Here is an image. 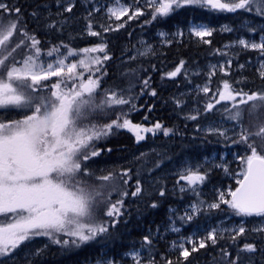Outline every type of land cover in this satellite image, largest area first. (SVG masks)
I'll list each match as a JSON object with an SVG mask.
<instances>
[{
    "label": "snow or ice",
    "instance_id": "obj_1",
    "mask_svg": "<svg viewBox=\"0 0 264 264\" xmlns=\"http://www.w3.org/2000/svg\"><path fill=\"white\" fill-rule=\"evenodd\" d=\"M55 3L58 9H62L57 11V16L72 13L76 6L73 0H55ZM113 4V7L107 9L109 18L121 20V17L127 16L131 20L145 14L139 6V0H133L132 5L113 0ZM144 7L151 10L152 21L168 18L186 7L218 13L244 12L264 18V0H145ZM43 12H47L45 20L52 15L46 3L37 5L30 15L39 22ZM92 14L89 11L85 19ZM126 23L122 21L116 28L111 25L101 27L105 32L117 31ZM46 27L55 29L57 23L51 21ZM222 30L231 32L233 29L224 25ZM215 31L203 24H194L189 29L190 34L204 44L212 43L205 38L211 37ZM248 31L255 32L256 28L249 26ZM260 31L264 33V28ZM87 34L101 36L100 32L93 30L91 22L87 24ZM167 35L160 33L162 37ZM174 35L183 36L184 33L178 30ZM164 42L170 44L172 41ZM237 43L244 49L256 50L264 56V35H261L259 43L246 39H239ZM40 45L41 41L36 34L28 31L24 23L22 8L0 0V111L7 113L17 110L23 113L20 119L0 114V264H5L6 259H14L21 246L35 237H48L52 243L64 249L79 248L108 234L110 227L115 226L117 218L122 215L124 198L129 195L125 186L131 179V169L96 175L88 162L101 154V150L96 147L97 141L113 134L114 129L132 132L137 143L146 138L142 133L155 135L162 132L166 137L175 134L173 129L160 122L144 127L128 119L123 106H129V112L136 107L131 84L127 89L110 88L104 89L102 93L98 91L101 78L107 72H102L100 67L93 71L92 66H102L112 58L108 54L106 41L78 50L63 42L47 50ZM61 48L65 51L62 52ZM216 51L220 52L219 49ZM93 53L103 55H91ZM149 54H153L151 45L140 53L142 56ZM220 54L227 55L226 52ZM44 57L50 59L45 60ZM70 57L79 59L66 63ZM129 59L135 60L136 57ZM185 63L180 60L175 69L165 73V76L175 78L181 74ZM228 64H231L230 60ZM78 67L87 70L90 75L85 79L83 72H77ZM257 71L260 79L264 80V62L260 63ZM95 72H101V76L93 78ZM131 74L134 75V70H131ZM209 75H215V66ZM53 77L57 79L53 81ZM149 80L147 78L142 81L144 89H141V94L148 88ZM222 84V90L216 89L213 102L205 104L204 112H212L221 101L233 102L231 108L224 109L228 112L227 118L234 121L238 128V138L232 139V143L245 145L249 154L240 158L244 167L236 174L240 177L236 179L238 187L234 190L229 188L227 192L219 191L212 202L197 200L190 205L191 212L186 211L180 217L183 221H191L194 215L204 211L205 205L209 211L222 210L221 206L226 205L236 216L264 218V89L244 91L242 88H234L227 80L222 81ZM197 87L205 94L211 91L207 84L202 88ZM150 94L156 96L157 92L153 89ZM175 103L179 107L182 101L176 99ZM117 109L119 111L115 119L110 122L100 124L92 120L93 116H108ZM148 110L151 111V108ZM245 113L250 118L247 125ZM199 114L197 111V114L186 118L197 120ZM208 131L219 136L226 135V131L220 128H209ZM144 156L141 153L136 159L141 160ZM159 166L158 161L155 167ZM218 167L228 172L226 166ZM209 176V171L203 170L201 166L189 165L178 173L176 183L180 192L191 191L199 197L200 186ZM182 181L185 183L181 184ZM142 192L140 180L137 179L135 189L130 194L137 197ZM113 193L120 198L113 201ZM159 196H165V191L160 190ZM151 207L157 208L158 204L153 202ZM104 217L111 219L106 220ZM170 230L180 232L174 226V221ZM248 231L264 237V225L249 230L243 223L231 229L212 228L199 239L193 236L182 237L170 245L178 252L176 260L162 257L163 264H188L192 253L216 246L220 240L225 239L226 233L235 243ZM152 244V238L144 236L141 247L148 246V255L145 257L141 251H130L126 255L131 258L132 264H159L152 255ZM259 250L256 242H245L233 257L226 248H221V262L240 264L241 253L252 254ZM42 252V249H37L35 255ZM98 264L117 262L107 260Z\"/></svg>",
    "mask_w": 264,
    "mask_h": 264
},
{
    "label": "trees",
    "instance_id": "obj_2",
    "mask_svg": "<svg viewBox=\"0 0 264 264\" xmlns=\"http://www.w3.org/2000/svg\"><path fill=\"white\" fill-rule=\"evenodd\" d=\"M112 0H73L75 7L72 13H64L57 16L58 9L55 0H6L10 4L20 6L23 12V20L30 32H34L41 41V48L47 50L53 45H59L61 42L69 45L73 49L92 47L102 41L107 42L108 54L112 57L105 61L100 67L101 71L107 72V75L101 78V87L99 92L104 89L115 88L127 89L132 85L131 94L135 96L133 103L135 110L128 111L129 106H123V110L128 113V119L134 124L138 123L144 127H151L155 122L162 123L165 127L174 130L175 134L164 136L162 132L155 135L151 133H142L146 136L143 141L136 142L135 136L127 129H114L113 134L107 138H102L96 142V147L101 150V154L88 162L89 166L96 175L107 173L108 171L120 172L124 169H131L129 175L131 179L125 187L129 195L124 198V206L121 209L122 215L117 219L114 227H110L109 233L98 237L96 240L82 245L79 248L63 249L60 245L52 243L49 238L40 241L33 239L26 242L19 249H29V254L21 258L20 253L15 254L14 259H6L5 264H85L89 261H95L101 256L120 257L122 253L137 247L143 243V237L149 235L153 244L151 252L159 262L163 264L162 257L176 260L178 252L173 250L171 242L181 234L169 232V218L172 214H179L188 205L202 200L201 196L196 197L188 191L180 192L177 175L171 174L170 168L185 158L196 163H200L203 170L209 171V179L200 186L201 192L208 196L211 188L218 187L224 181H229L224 177L222 168L218 167L217 162L208 160L214 152L228 151L226 161L229 171L237 162L233 160L232 153H237L240 157L246 156L248 150L243 144H234L232 139H237V135L229 140L221 138L216 133H205L202 128L209 122L224 116L226 111L215 109L212 112L205 113L204 107L208 102H213L212 97L217 88L222 90V81L227 80L236 89L244 91H257L264 89V80H261L258 74V67L252 64L253 60H263L264 56L256 50L239 49L227 55H221L224 45L234 42L239 37L248 38L249 36L258 37L264 35L261 33V25H264V18L254 17L252 14L237 13H218L202 8L186 7L180 9L165 19L151 20L150 9L143 7L144 15L129 20L124 17L121 20H114L104 14V7ZM50 5L52 15L45 20L47 12H43L39 22L35 20L30 13L37 5ZM94 4H99V11H93L92 16L87 14ZM56 21L55 29L46 27L47 23ZM122 21H127L123 28L117 31L105 32L101 25L105 27L111 25L116 28ZM146 21H151L146 23ZM64 22V23H63ZM91 22L93 30L101 33V36L94 37L86 34L87 24ZM192 23H201L208 27L216 29L211 37H206L212 41L211 44L202 43L198 37L190 34L189 27ZM223 25L231 27V32H225L221 29ZM249 26L256 28L255 32H249ZM183 31V36L174 35L177 31ZM163 31L168 35L164 40L157 37V33ZM151 41L156 49L150 56L135 60L128 59L129 54L139 39ZM171 40L170 44L164 41ZM219 49L220 52L216 50ZM64 52L65 49L61 48ZM99 55H103L100 53ZM231 61V67L228 74L217 73L212 78L211 91L208 94L200 96L197 99L196 108L189 110V104L192 103L190 96L182 95L185 90L199 84L201 78L192 76L190 71L203 68L211 62L221 61L223 59ZM180 60L186 63L175 78L169 79L165 73L173 71ZM240 65H244L243 68ZM134 70V75L131 74ZM128 73V75H126ZM90 73H86L87 78ZM101 76V72H95V77ZM150 78L149 86L144 89L142 81ZM239 82V83H237ZM157 92L156 96L150 94L151 90ZM218 98V97H217ZM179 99L182 104L178 107L175 100ZM231 101H221L222 105L232 106ZM220 105V104H219ZM151 108V111L148 109ZM115 110L108 116H93L92 120L97 123L110 122L115 119ZM199 111L197 120L187 119L189 115H195ZM18 114L13 111V117ZM8 117V114H6ZM20 116V115H19ZM148 117L147 120L144 117ZM249 117L245 113V125L249 122ZM111 149V151H108ZM147 151V152H146ZM145 153L141 160L136 158ZM159 167H155L157 162ZM239 163V162H238ZM241 166H244L243 163ZM137 179L140 180L143 192L137 197L131 196L134 191ZM182 184V183H181ZM235 186V185H234ZM164 190L165 196L160 197L159 191ZM119 195L113 193L111 199H119ZM200 198V199H199ZM215 200L214 195L207 201ZM156 202L157 208H152L151 204ZM205 211V209H204ZM189 222L190 226H197L201 222L199 217ZM230 212L233 214L232 210ZM251 220L256 217H247ZM109 220L111 218L104 217ZM246 229H253L254 224L247 222ZM225 235V239L220 240L216 246L200 249L192 253L188 264H222L221 248H226L234 257L236 252L245 242H256L260 249L256 253H241L240 264H264V237L261 234L248 231L244 237L237 239L233 243ZM67 239V238H65ZM37 249H42L40 255H35Z\"/></svg>",
    "mask_w": 264,
    "mask_h": 264
},
{
    "label": "rangeland",
    "instance_id": "obj_3",
    "mask_svg": "<svg viewBox=\"0 0 264 264\" xmlns=\"http://www.w3.org/2000/svg\"><path fill=\"white\" fill-rule=\"evenodd\" d=\"M121 3H124L126 5H132L133 4V0H121ZM141 5H143V6L145 5V0H139V6H141ZM48 6L50 7V5H48ZM113 6H114V4H113V0H112L108 5H106L104 7V14L108 15L107 9L109 7H113ZM141 8H143V7H141ZM95 9H100L99 4H94V6H92L90 8V10L92 12L95 11ZM124 17H127V16H124ZM124 17H121V19L124 18ZM111 18L116 20L115 17H111ZM194 24H201V23H192L190 25V27L192 25H194ZM190 27H189V29H190ZM261 27L264 28V25H261ZM221 29H222V27H221ZM161 32H163V31H159L157 33V37L162 41V40H164L166 38V36H163V37L160 36ZM225 32H227V31H225ZM86 34H87V30H86ZM260 37H261V35H259L258 37H254V36L251 35L248 38L239 37L238 39L234 40V42L226 44V45H229L230 47L226 48L225 47L226 45H224L223 52H226L227 54H230L231 52L232 53L236 52L239 49H244V48H242V46H240L237 43V41L239 39H246V40L255 41V42L259 43L260 42ZM148 45L152 46V49H153V52H154L156 47L151 41L143 39V38L139 39L138 42H136L134 44V46H133V48L131 50V53L129 54V57L135 56L136 59H139V58H142V57L150 56L151 54L146 55V56L140 55L141 52L146 51V48H147ZM247 50H252V49H247ZM99 54L100 53H93L91 55H99ZM129 57H128V59H129ZM44 59L48 60L50 58L44 57ZM74 59L78 60L79 57H76V58H71L70 57L69 61H66V63L72 62ZM228 61H229V59L227 58V59H223L221 61L211 62V63H208L207 65H205V67H203V68H197V69H194V70L190 71V74L192 76H199L201 78V82L199 84H197V85L185 90L184 92H182V95L190 96L191 99H192V103H190L188 105L189 106V110H194L196 108V104L199 102V101L197 102L198 97L200 98V96L205 95V93H203L202 91H199L197 86L202 88L203 86H205L207 84L211 88L212 78L214 77V75H211V77H210L209 74L213 71V66H215V74H217L218 72L222 73V74H225V73L228 74L229 73V68L231 67V64L230 65L228 64ZM251 62H252L253 65H255L256 67L259 68L260 63L264 62V59L263 60H259V61L253 60ZM94 66L95 65H93L92 68H94ZM77 72H83L84 73V78L86 79L85 75H86V73H88L87 70L78 67L77 68ZM55 79H57V78H55V77L52 78L53 81ZM217 106H219L218 108L215 109V111L217 113L220 112L219 110H223L226 107L228 108L227 105L226 106L225 105L221 106V103H220V105L218 104ZM10 112L11 111H9L7 113H3L2 111H0V114H2V115L8 114L7 118H11V119H20L23 116L22 112H18L17 111L18 114H16L14 117H12V116L9 115V114H11ZM227 117H228V113H226L224 116H221L220 118H218V119H216L214 121L209 122L205 127L202 128V131L205 132V133H214V132H209L208 129L209 128H220L221 130H225L226 131V135L225 136H220L221 138L226 139V140H229L230 138H233L234 136L237 135L238 128L235 127V122L229 120ZM146 152H144L143 154H145ZM228 153H229L228 151H224V152L223 151L222 152L216 151V152L213 153L211 158H209L208 160L217 162V165H227L228 162L226 161V159H227ZM232 157H233V160L235 162H237V164L232 166L233 167V171L230 172L229 169H228V166H226L227 169H228V172L226 173L224 171V168L220 167V168H222V173H223L224 177H226L229 181L222 182L221 185L216 187V189L215 188H211L209 193H208L209 194L208 196L205 194V192L202 193L201 190H200V196L202 197L201 198L202 200H204L206 202H212V201H207L208 198L211 197L212 195H214V197L216 199L217 194H218L219 191L227 192L229 190V188L234 190L238 186L236 184V179L240 178V177L237 176L236 174L239 173L243 169L244 166H241V164H242V161L240 159L241 157L237 153H232ZM189 165H191V166H196V165L201 166L200 163H196V162H194V161H192L190 159L185 158L181 162H178L174 166H172L169 171H171V174L178 176V173L180 171H182L185 167L189 166ZM181 183L184 184L185 182L182 181ZM188 192L190 194H192L191 191H188ZM194 203H196V202H194ZM192 204H190V205H192ZM190 205L185 207L179 214H177V215L172 214L170 216L171 219L169 218L170 226H169V230L168 231L173 233V234L178 233V232H172L170 230L171 227H172V222L174 221V226L176 228L180 229L179 233L181 234V236L176 237L173 241H180V239L182 237H188V236H193L196 239H199V238L205 236L206 233L208 231H210L212 228H217L218 230L221 229V228H229V229H231L233 227H238L241 223H243V225L245 226V224L247 222L253 223L254 224V228L255 227H259L261 225H264V218L256 217V218H253L251 220H248L247 217H240V216L232 215V213L230 212L231 209L228 208L226 205H222L221 206L222 210H211V211L207 210L206 205H205L204 206L205 211L199 217V219L201 221L199 223V225L190 226L189 225L190 221H183V220L180 219V217L185 215L186 211L187 212H191ZM197 216H199V214L194 215V218L197 217ZM41 238L42 239H44V238L47 239L48 237L39 236V237H35L34 239H38V241H40ZM63 238L65 239L67 237H63ZM142 245H143V243H140L137 247L132 248V249H130L129 251H127L125 253H122L120 255V257H111V256L108 257V256H104L103 255L100 258H98L97 260L89 261V262H87L85 264H98V262H103V261H107V260H115L117 262V264H132L131 258L128 257L126 254L129 253L132 250H137V251H141L146 257L148 255V246H144L142 248L141 247ZM186 246L190 247V245H186ZM17 252L20 253L21 258L23 259V258L28 256L29 249L22 248L21 251L18 250Z\"/></svg>",
    "mask_w": 264,
    "mask_h": 264
},
{
    "label": "flooded vegetation",
    "instance_id": "obj_4",
    "mask_svg": "<svg viewBox=\"0 0 264 264\" xmlns=\"http://www.w3.org/2000/svg\"><path fill=\"white\" fill-rule=\"evenodd\" d=\"M10 113H11V114H9V115L13 117V110H12Z\"/></svg>",
    "mask_w": 264,
    "mask_h": 264
},
{
    "label": "water",
    "instance_id": "obj_5",
    "mask_svg": "<svg viewBox=\"0 0 264 264\" xmlns=\"http://www.w3.org/2000/svg\"><path fill=\"white\" fill-rule=\"evenodd\" d=\"M238 187V186H237Z\"/></svg>",
    "mask_w": 264,
    "mask_h": 264
}]
</instances>
